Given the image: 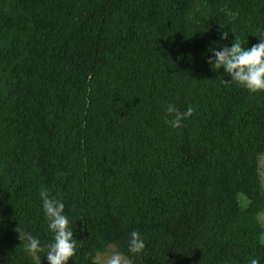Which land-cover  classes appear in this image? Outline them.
Instances as JSON below:
<instances>
[{"label":"trees","instance_id":"obj_1","mask_svg":"<svg viewBox=\"0 0 264 264\" xmlns=\"http://www.w3.org/2000/svg\"><path fill=\"white\" fill-rule=\"evenodd\" d=\"M234 40H264V0H0V264H49L19 239L52 240L45 189L69 264H264V91L207 60Z\"/></svg>","mask_w":264,"mask_h":264},{"label":"clouds","instance_id":"obj_2","mask_svg":"<svg viewBox=\"0 0 264 264\" xmlns=\"http://www.w3.org/2000/svg\"><path fill=\"white\" fill-rule=\"evenodd\" d=\"M234 17L230 10L226 13ZM220 39L227 41L229 31L221 30ZM235 41V40H234ZM212 55L208 56V63L217 70L223 68L224 72L231 77V81L250 92L264 91V40L251 48L242 46L238 41L230 46L224 45L219 49L210 47ZM227 82V81H226ZM193 109L189 108L185 112H180L174 105L167 106V115L175 114V118L167 121L171 127L180 128L182 121L192 115ZM40 198L44 215L48 221V229L52 233V240L47 244L33 236L30 232H19V239L25 243V250L34 258L39 260V253H45L49 264H69L76 252L78 243L75 238L71 221L65 214V204L50 196L48 190H41ZM146 247L141 234L133 231L128 240V253L139 256ZM92 264H129L127 255L118 247L111 244L105 245L102 252H97L92 257ZM251 264H259V260L254 258Z\"/></svg>","mask_w":264,"mask_h":264},{"label":"rangeland","instance_id":"obj_3","mask_svg":"<svg viewBox=\"0 0 264 264\" xmlns=\"http://www.w3.org/2000/svg\"><path fill=\"white\" fill-rule=\"evenodd\" d=\"M261 173H262V177H263V183H264V154L261 158ZM240 201L242 203V205L244 207H247L248 204H249V199L244 195V194H241L240 195ZM259 219L261 221V223L263 224L264 226V211H262L260 214H259ZM262 241L264 243V234H263V237H262ZM130 264V263H129Z\"/></svg>","mask_w":264,"mask_h":264}]
</instances>
